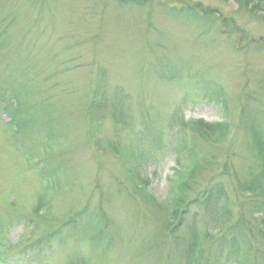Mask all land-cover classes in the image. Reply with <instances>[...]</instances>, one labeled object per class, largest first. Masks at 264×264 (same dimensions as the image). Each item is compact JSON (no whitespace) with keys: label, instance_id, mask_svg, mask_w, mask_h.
I'll return each instance as SVG.
<instances>
[{"label":"rangeland","instance_id":"374dc122","mask_svg":"<svg viewBox=\"0 0 264 264\" xmlns=\"http://www.w3.org/2000/svg\"><path fill=\"white\" fill-rule=\"evenodd\" d=\"M143 3L0 0V85L4 75L24 67L20 75L31 82L24 89L23 82L14 84L15 93H26L35 102L53 97L40 108L23 106L31 117L26 129L0 109V216L8 220L11 211L23 216L3 237L14 245L29 231L25 220L34 213L38 184L43 183L37 166L47 165L56 180H63L46 192L42 211L47 219L59 223L85 209L98 225L94 233L81 234L79 244L51 247L38 264H165L168 247L182 240L187 247L194 226L167 230L166 215L149 201L166 205L173 163L166 158L130 170L134 161L127 154L139 151L141 143L139 136H129L132 128L124 129L120 118L135 120L136 129L149 124L163 133L172 120L236 122L241 97L264 79V50L252 44L264 41V13L249 16L224 0ZM186 5L201 16L206 10L208 16L194 23L167 12ZM223 24L232 27L230 36L220 32ZM95 92L110 105L114 96L123 104L113 112L114 119L103 113L100 122L92 121L86 107L96 99ZM213 93L225 108L209 101ZM117 146L119 153L113 150ZM42 211L38 216L45 215ZM199 215L195 226L204 232L208 219ZM100 229L107 231L100 244L89 241ZM198 245L207 247L201 236Z\"/></svg>","mask_w":264,"mask_h":264},{"label":"trees","instance_id":"16d2710c","mask_svg":"<svg viewBox=\"0 0 264 264\" xmlns=\"http://www.w3.org/2000/svg\"><path fill=\"white\" fill-rule=\"evenodd\" d=\"M114 1L123 7H142L145 0ZM224 1L235 2L237 11H243L249 16L264 13V0ZM161 6L165 8L164 4ZM167 12L172 16L185 17L194 23H200L209 13L204 10L201 16L197 8L189 5L180 8L172 6ZM223 26L225 31L220 30V32L230 36L233 33L232 27L228 24ZM259 41L252 44L264 50V41ZM23 68L17 67L15 75L13 73L4 75L5 79L1 80L0 109L5 111L12 121L17 120L19 125L26 129L31 117L28 116L30 113L26 116L23 106L38 104L40 108L47 105L53 97L39 98L35 102L34 99L33 101L29 99L26 93L21 95L15 93L14 84L23 82L24 89L26 83L31 82V80L26 82L23 80L24 76L20 75L25 73ZM257 86L256 90L247 91L241 97L238 105L239 117L236 122L227 119L208 124L203 121L177 123L172 120L163 133L157 130L155 125L149 124L136 129L133 126L135 120L120 118L124 129L132 128L128 133L129 136L132 134L137 138L139 136L138 141L141 143L139 151L133 149L128 153L130 156L127 154L134 161L130 170L134 165L136 168L140 165L153 166L159 160L166 158L173 163L175 178L169 186L166 205L155 203L152 198L149 200L166 215L165 223H170L167 230L171 228L175 233L184 227L186 229L194 226L187 247L184 240L175 244L176 247L173 249L168 247L169 254L163 260L165 264H264V79ZM44 93L48 94L47 91ZM36 94L39 96V92ZM217 95L218 93H213L209 96V101H216L225 108V102ZM95 97L96 99L89 101L87 107L85 104L86 112L93 114L94 122H100L103 116L99 115L103 113L114 119L113 112L117 110V106L123 105L116 96L112 105L104 102L102 94L99 96L98 92H95ZM32 144L36 143L32 142ZM94 144L96 147L101 145L98 142ZM119 148L117 146L113 150L119 153ZM143 155L146 157L145 160L142 158ZM35 172L43 183L38 184L34 213L25 220L29 225L26 236L14 245L6 242L3 237L6 229L14 223H20L23 216L13 215L12 211L8 212V220L0 216V244L5 248L0 251V264H38L51 247L79 244L81 234L85 232L92 234L98 228V225H94L93 215L86 216L85 209L69 215L59 223L47 219L49 216L42 211L48 203L46 192L49 187H59V183L63 185L61 183L63 180H56L52 168L47 165L37 166ZM12 205L15 206L14 201L11 202ZM40 210L45 215L38 216ZM202 213L208 219L206 221L208 230L204 232H200L199 227L195 226L199 214ZM33 218L36 220H32ZM54 223L58 224L54 225ZM218 228L215 234L210 233ZM194 229L198 230L200 235L197 231L194 234ZM100 230L94 236L87 237L88 240L91 242L96 240L100 244L107 235L106 230ZM38 231H40L39 237L32 238ZM200 236L207 243V247L198 245ZM180 239H185V236ZM166 243L167 241H164L162 244ZM176 250L178 254L174 252ZM178 255L184 258V261L178 259ZM84 262L82 263L85 264ZM69 264L80 263L71 261Z\"/></svg>","mask_w":264,"mask_h":264}]
</instances>
